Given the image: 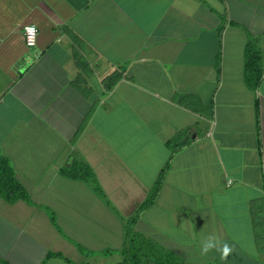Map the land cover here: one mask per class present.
<instances>
[{
	"label": "crops",
	"instance_id": "crops-1",
	"mask_svg": "<svg viewBox=\"0 0 264 264\" xmlns=\"http://www.w3.org/2000/svg\"><path fill=\"white\" fill-rule=\"evenodd\" d=\"M0 157L30 197L0 195V264L121 262L164 168L136 230L189 264H264V0H0Z\"/></svg>",
	"mask_w": 264,
	"mask_h": 264
},
{
	"label": "trees",
	"instance_id": "trees-1",
	"mask_svg": "<svg viewBox=\"0 0 264 264\" xmlns=\"http://www.w3.org/2000/svg\"><path fill=\"white\" fill-rule=\"evenodd\" d=\"M257 52L253 44L248 45L246 52V80L252 87H256L259 84L262 75L260 55ZM165 169L166 168L161 172L160 178L152 188L146 200L137 210V214L127 221L125 241L120 250L123 259L117 264H189L134 228L138 213L146 206L150 205L156 198L160 187V179ZM62 173L70 178L82 179L90 182L94 190L100 196L106 198L97 180L96 174L87 164L74 162L71 165L65 166L62 169ZM0 195L10 202L18 199L30 201L28 192L16 178L15 171L6 157H0ZM0 262L4 261L0 258Z\"/></svg>",
	"mask_w": 264,
	"mask_h": 264
},
{
	"label": "built area",
	"instance_id": "built-area-1",
	"mask_svg": "<svg viewBox=\"0 0 264 264\" xmlns=\"http://www.w3.org/2000/svg\"><path fill=\"white\" fill-rule=\"evenodd\" d=\"M23 34L27 46H35L39 35V28L36 24H27L23 27Z\"/></svg>",
	"mask_w": 264,
	"mask_h": 264
},
{
	"label": "clouds",
	"instance_id": "clouds-1",
	"mask_svg": "<svg viewBox=\"0 0 264 264\" xmlns=\"http://www.w3.org/2000/svg\"><path fill=\"white\" fill-rule=\"evenodd\" d=\"M218 248V250L222 251V256L226 258L230 253L231 249L228 245H224L222 249L219 248V243L214 238H208L203 242L202 253H207L210 249Z\"/></svg>",
	"mask_w": 264,
	"mask_h": 264
}]
</instances>
